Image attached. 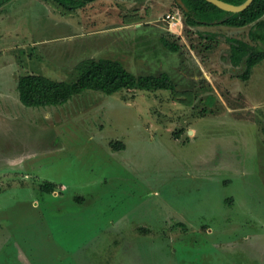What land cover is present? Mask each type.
I'll return each instance as SVG.
<instances>
[{
    "label": "rangeland",
    "instance_id": "374dc122",
    "mask_svg": "<svg viewBox=\"0 0 264 264\" xmlns=\"http://www.w3.org/2000/svg\"><path fill=\"white\" fill-rule=\"evenodd\" d=\"M170 1L95 0L67 15L0 1V264H264V61L240 79L227 40L257 45L259 30L224 25L205 41L179 9L168 36L181 49L164 51L145 27ZM100 57L167 72L176 92L20 101V75L74 82Z\"/></svg>",
    "mask_w": 264,
    "mask_h": 264
},
{
    "label": "trees",
    "instance_id": "16d2710c",
    "mask_svg": "<svg viewBox=\"0 0 264 264\" xmlns=\"http://www.w3.org/2000/svg\"><path fill=\"white\" fill-rule=\"evenodd\" d=\"M64 15L73 14L77 8L83 7L95 0H45ZM183 7L177 0H174L171 9L161 17L160 25L165 28V18L169 13H176L179 9L184 15V22L188 30L192 27L203 25H227L232 27H246L253 25L258 28L256 38L260 39L259 44L238 39H227L230 43L229 58L233 66H244L238 77L242 80H249L254 66L264 61V0H254L253 3L241 12L224 10L207 0H181ZM239 5L245 0H224ZM171 10V11H170ZM137 22V21H136ZM157 22V23H159ZM132 22H125L126 24ZM134 23V22H133ZM143 26V25H142ZM149 30L148 27H145ZM163 28V27H162ZM194 31V30H193ZM161 32V33H160ZM160 39L164 47L172 52H179L181 45L171 40L168 36L173 32L162 30ZM164 32V34H162ZM202 36L210 40L217 37L216 33H208ZM201 43V40H200ZM208 49V47H207ZM210 49V48H209ZM81 70L79 77L74 82L55 80L42 74L27 73L20 75L17 79V90L22 104L27 107H52L68 103L76 95L85 91H97L106 94H113L122 90L140 89L145 91L171 90L176 92V85L169 73L135 75L128 70L124 64L113 58L100 57L89 58L79 63ZM174 137L178 138L177 132ZM114 150H121L126 147L123 141H114L110 144ZM56 183L45 181L41 184V191L53 193L56 190Z\"/></svg>",
    "mask_w": 264,
    "mask_h": 264
},
{
    "label": "crops",
    "instance_id": "0c3cea01",
    "mask_svg": "<svg viewBox=\"0 0 264 264\" xmlns=\"http://www.w3.org/2000/svg\"><path fill=\"white\" fill-rule=\"evenodd\" d=\"M169 4H170V6L172 7L173 6V3H172V1H170L169 2ZM134 23H136V26L138 27V28H141L142 27V24H141V22L140 21H138L137 20V22L136 21H134ZM151 23V24H150ZM133 23H128V24H126V25H124L123 27H120L119 26V28L120 29H122V30H125V29H129V30H132V28L131 27H129V26H131ZM148 25H146V26H148V28H149V36H151V37H155V39H159L160 40V43H161V48H162V45H163V43L161 42V39H160V34H159V32L161 31V29H163L164 28V26H162L161 27V25H160V23H157V22H149V23H147ZM224 25H214V26H210L211 28V30H208V29H206V28H200V26H197V27H192V30H196V33L193 35L194 36V38H196L195 36H197L198 38H200V34H199V32H198V27L200 28L199 30H206L207 32H205L204 31V33H202V34H204L205 36L208 34V33H216L217 34V37L216 38H218L220 35L217 33V31L216 30H218V29H221L222 27H223ZM196 28V29H195ZM165 29V28H164ZM91 31H94V29H92L91 28ZM216 38H214V40L213 41H216L215 39ZM158 40V41H159ZM205 41H211L210 39H207V38H205L204 39ZM156 42H157V40H156ZM215 44H216V42H215ZM163 47H164V45H163ZM166 48L164 47V51H166L165 50ZM152 54H153V52H152ZM152 54H150V53H148V55H147V58L148 57H151V60H152ZM149 61V60H148ZM148 61H147V63H145L144 64V61L143 60H141V63H142V65H144V67L145 66H149V63H148ZM152 62H154V60H152ZM153 64H155V63H153ZM255 67V66H254ZM254 67H253V69H254ZM143 68V67H142ZM148 69V68H147ZM253 69H252V71H253ZM252 72H251V77H252ZM250 77V78H251ZM47 108V107H46Z\"/></svg>",
    "mask_w": 264,
    "mask_h": 264
},
{
    "label": "water",
    "instance_id": "95a60500",
    "mask_svg": "<svg viewBox=\"0 0 264 264\" xmlns=\"http://www.w3.org/2000/svg\"><path fill=\"white\" fill-rule=\"evenodd\" d=\"M1 1V0H0ZM178 3H180L183 7L184 4L181 0H177ZM215 5H217L218 7L224 9V10H227V11H231V12H241L245 9H247L252 3L254 0H245L243 3L239 4V5H236V4H232V3H229V2H226L224 0H207Z\"/></svg>",
    "mask_w": 264,
    "mask_h": 264
},
{
    "label": "built area",
    "instance_id": "2783aa9c",
    "mask_svg": "<svg viewBox=\"0 0 264 264\" xmlns=\"http://www.w3.org/2000/svg\"><path fill=\"white\" fill-rule=\"evenodd\" d=\"M179 21L180 17L176 13L167 14L165 18V29L172 32L174 28L180 27Z\"/></svg>",
    "mask_w": 264,
    "mask_h": 264
}]
</instances>
